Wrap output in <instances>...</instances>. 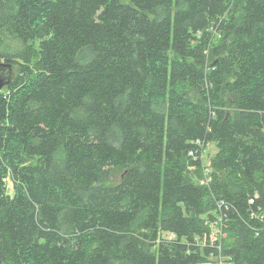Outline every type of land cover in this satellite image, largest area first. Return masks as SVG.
Segmentation results:
<instances>
[{"label":"trees","instance_id":"1","mask_svg":"<svg viewBox=\"0 0 264 264\" xmlns=\"http://www.w3.org/2000/svg\"><path fill=\"white\" fill-rule=\"evenodd\" d=\"M8 70L0 264H264V0H0Z\"/></svg>","mask_w":264,"mask_h":264},{"label":"rangeland","instance_id":"2","mask_svg":"<svg viewBox=\"0 0 264 264\" xmlns=\"http://www.w3.org/2000/svg\"><path fill=\"white\" fill-rule=\"evenodd\" d=\"M215 151H216V147L212 143L205 145L203 157H202L203 161H201L202 177H199V178L195 177L196 181H199V182L203 181V183L207 184L211 180L210 169L208 166V162H209L208 160L212 156V154L215 153ZM194 169H195V167L193 165L188 166V170L193 171ZM117 179H118V176H116L115 180H117ZM6 186H7L8 191L10 192L11 182L8 179H6ZM209 231H210V234L213 235L210 238V240L212 241L211 244H213V245L216 244L217 240H219L225 236V233H220V232L216 231L215 226L211 223L209 224ZM221 258H223V257H221ZM215 261H216V259L212 256L211 260L207 261V262L215 263ZM202 263H206V262H202Z\"/></svg>","mask_w":264,"mask_h":264},{"label":"built area","instance_id":"3","mask_svg":"<svg viewBox=\"0 0 264 264\" xmlns=\"http://www.w3.org/2000/svg\"><path fill=\"white\" fill-rule=\"evenodd\" d=\"M194 143L195 144H198L199 146L201 144L198 140H195ZM201 145H203V144H201ZM203 152H204V148L198 154L196 152H194L193 150H190V151H188V155L191 157V159L193 161L198 160V159H200L201 161H203V159H202ZM208 166H209V162H208ZM200 183H203V181H201ZM211 224H213L215 226L216 231H218L220 233H223V231H222V225H223V217H222V214H218V216L211 222ZM212 236H213L212 234L209 235V243H210V245L212 243V241L210 240V238ZM198 264H231V263L228 262V261H226V260H224L221 257H218V259L215 261V263L206 262V263H198Z\"/></svg>","mask_w":264,"mask_h":264},{"label":"water","instance_id":"4","mask_svg":"<svg viewBox=\"0 0 264 264\" xmlns=\"http://www.w3.org/2000/svg\"><path fill=\"white\" fill-rule=\"evenodd\" d=\"M11 79V71L0 73V89H2Z\"/></svg>","mask_w":264,"mask_h":264}]
</instances>
